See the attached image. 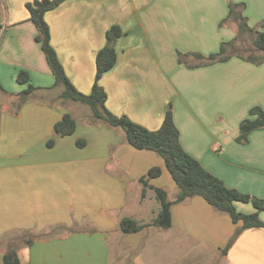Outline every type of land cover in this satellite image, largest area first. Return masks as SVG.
Returning a JSON list of instances; mask_svg holds the SVG:
<instances>
[{"label": "crops", "instance_id": "obj_1", "mask_svg": "<svg viewBox=\"0 0 264 264\" xmlns=\"http://www.w3.org/2000/svg\"><path fill=\"white\" fill-rule=\"evenodd\" d=\"M31 1L0 0V264L12 248L20 264H264V228L241 231L224 253L240 224L199 196L171 206L168 228L121 232V218L147 224L160 209L152 189L141 198L150 168L161 173L149 184L170 199L178 188L157 153L132 147L122 129L61 98L35 41ZM230 3L242 4L248 27L264 32V0H63L44 20L65 75L84 94L106 31L117 26L115 63L99 79L107 110L157 130L170 108L187 154L227 187L264 199V128L235 141L249 110L264 109V62L232 55L203 63L236 35ZM179 52L192 66L178 62ZM21 70L35 88L24 100ZM65 113L75 130L55 135Z\"/></svg>", "mask_w": 264, "mask_h": 264}, {"label": "trees", "instance_id": "obj_2", "mask_svg": "<svg viewBox=\"0 0 264 264\" xmlns=\"http://www.w3.org/2000/svg\"><path fill=\"white\" fill-rule=\"evenodd\" d=\"M63 0H33L26 4L29 12V21L36 28L35 41L39 43L40 48L45 56L47 64L54 76L55 82L63 86L61 98L77 101L88 105L92 117L105 121L109 126L120 128L125 133L126 141L132 147L139 150H149L157 153L164 161L165 167L175 182L178 193L174 199L168 197L167 192L148 183V180L159 177L161 170L158 167H152L147 171L145 177L140 179L142 184L141 198L146 195V189L154 191L155 198L160 204V209L147 224H140L131 217H123L119 221V228L125 234H133L141 231L146 226H155L159 228H168L171 226V206L181 202L186 198L199 196L208 204L219 211L226 212L233 223H239L233 236L223 252L233 243L239 233L245 229L264 228V221L259 217V213L264 211V199L250 196L239 192L236 189L227 187L219 178L206 171L200 163L185 152L179 141V132L175 126L172 117V111L167 109L160 127L157 130H148L145 127L134 123L128 117L116 116L109 112L105 106L106 92L99 85V79L103 73L108 71L115 63L116 52L114 42L121 35L117 26H111L105 34V45L96 53L95 57V79L91 91L84 94L78 91L69 81L64 73L57 54L50 44L49 26L44 20V13L53 9ZM242 4H229L227 20H233L237 23L236 35L228 42L220 45L219 51L211 53L205 57L203 63L208 64L215 61H225L232 55H236L246 61L260 64L264 62V32H254L248 27L246 20L241 16L238 6ZM248 32L254 35L252 45L254 49L263 54V56L249 55L242 56L230 51L234 41H238L242 33ZM197 58H203L202 55L193 54ZM185 54L177 53L178 62L187 66H192L185 62ZM21 84H26L22 91V99L30 94L35 88L29 83V77L26 71H19L16 77ZM76 127L75 119L69 113H65L61 120L58 121L53 131L55 135L66 136L74 132ZM264 128V109L253 107L249 110V116L239 124L236 142L242 143L247 140V136L254 130ZM83 140H77L79 147L84 146ZM47 147L53 145V139L46 143ZM235 202L251 203L254 208L252 213H242L235 208ZM35 236H28L23 239L27 245L33 243ZM3 264H20L19 257L15 249H8L3 255Z\"/></svg>", "mask_w": 264, "mask_h": 264}, {"label": "rangeland", "instance_id": "obj_3", "mask_svg": "<svg viewBox=\"0 0 264 264\" xmlns=\"http://www.w3.org/2000/svg\"><path fill=\"white\" fill-rule=\"evenodd\" d=\"M226 24H228V23L226 22ZM253 38H254V35H251L248 32L242 33L241 36H240V39L238 41H234V45H233L232 49L230 48V51H232L233 53L240 54V55H242L244 57L249 56V55L263 56L262 53H260L256 49H254V47L252 45V39ZM67 100H69V99H67ZM80 104H81V106H84V108H86V110L88 112H90V108H89L88 105H85L83 103H80ZM90 116H91V119H92L93 118L92 115H90ZM93 119H95V118H93Z\"/></svg>", "mask_w": 264, "mask_h": 264}]
</instances>
